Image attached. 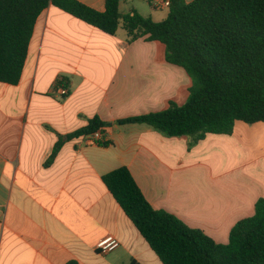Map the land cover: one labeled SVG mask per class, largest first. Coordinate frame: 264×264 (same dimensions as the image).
Here are the masks:
<instances>
[{"label": "crops", "instance_id": "0c3cea01", "mask_svg": "<svg viewBox=\"0 0 264 264\" xmlns=\"http://www.w3.org/2000/svg\"><path fill=\"white\" fill-rule=\"evenodd\" d=\"M76 1L106 11V0ZM192 86L163 44L45 10L20 83H0V264H163L104 182L120 168L154 209L228 244L264 199V123L237 122L231 136L192 148L186 137L119 124L185 105ZM95 119L106 124L102 146L75 136ZM109 236L120 246L101 254Z\"/></svg>", "mask_w": 264, "mask_h": 264}, {"label": "trees", "instance_id": "16d2710c", "mask_svg": "<svg viewBox=\"0 0 264 264\" xmlns=\"http://www.w3.org/2000/svg\"><path fill=\"white\" fill-rule=\"evenodd\" d=\"M124 1L106 0V11L99 13L76 0H0V83H20L37 21L54 6L107 35L124 30L130 42L163 44L167 62L192 78L185 105L171 103L163 112L120 125L186 137L192 148L208 135L231 136L237 122L264 123V0H164L170 7L162 22L137 11L122 14ZM105 126L95 119L75 136L88 137ZM104 182L163 264H264V199L223 245L154 209L127 168L106 175Z\"/></svg>", "mask_w": 264, "mask_h": 264}, {"label": "built area", "instance_id": "2783aa9c", "mask_svg": "<svg viewBox=\"0 0 264 264\" xmlns=\"http://www.w3.org/2000/svg\"><path fill=\"white\" fill-rule=\"evenodd\" d=\"M150 3L155 9L164 10V9H168L170 7V2H167L164 0H151ZM57 93L59 95H61L63 98H66L69 96V90L66 88H60L57 91ZM102 139H103L102 131H98L95 134L86 137L87 143L89 145L102 146L103 145ZM119 246H120V243L118 242V240L112 236H109V237L103 239L98 244L97 250L101 254H107L109 252L116 250Z\"/></svg>", "mask_w": 264, "mask_h": 264}, {"label": "rangeland", "instance_id": "374dc122", "mask_svg": "<svg viewBox=\"0 0 264 264\" xmlns=\"http://www.w3.org/2000/svg\"><path fill=\"white\" fill-rule=\"evenodd\" d=\"M188 1H191V0H188ZM133 8H136L139 13L141 15H145L146 17H148L150 15L151 12L154 13L155 17H157V19H165V17L167 16L168 14V9H164V10H155L149 2L147 1H144V0H129V1H126L124 3L121 4V8H120V11L122 14H129L130 11L133 9Z\"/></svg>", "mask_w": 264, "mask_h": 264}]
</instances>
